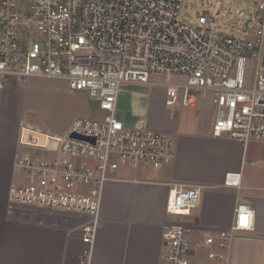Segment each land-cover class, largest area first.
Instances as JSON below:
<instances>
[{"label":"built area","instance_id":"obj_1","mask_svg":"<svg viewBox=\"0 0 264 264\" xmlns=\"http://www.w3.org/2000/svg\"><path fill=\"white\" fill-rule=\"evenodd\" d=\"M181 1L0 0V89L26 77L63 79L108 113L102 120L75 118L59 135L23 122L18 127L14 167L25 182L9 187L8 204L17 216L21 211L37 221L75 215L84 245L77 264H93L109 176L120 168L141 173L170 165L176 155L172 136L145 131V124L129 127L116 115L121 86L162 85L165 106L186 109L197 107L200 91L213 92L214 137L264 140V0L241 37L216 31L208 9L195 24L179 21ZM247 61L257 62L251 87ZM156 75L166 81L151 80ZM234 179L228 175L226 184L238 186ZM201 191L185 184L170 190L157 264H228L232 240L253 230L254 212L239 200L228 229L193 235L185 225L193 226Z\"/></svg>","mask_w":264,"mask_h":264},{"label":"crops","instance_id":"obj_2","mask_svg":"<svg viewBox=\"0 0 264 264\" xmlns=\"http://www.w3.org/2000/svg\"><path fill=\"white\" fill-rule=\"evenodd\" d=\"M129 87L131 115L141 118L148 112L152 89ZM19 88L23 90L22 83L14 81L0 89V264H77L84 245L75 215L37 221L17 216L8 204L21 122L14 104ZM134 104L142 113L135 112ZM175 127L172 122L162 125L163 132L170 134H175ZM174 140L176 155L170 165L141 173L120 168L109 176L102 190L93 264H157L168 221V196L177 184L202 187L200 202L192 211L193 226L200 230L228 229L237 202L249 205L253 230L232 240L228 264H264V143L248 146L193 131L181 132ZM228 175L236 176L238 186L226 184Z\"/></svg>","mask_w":264,"mask_h":264},{"label":"rangeland","instance_id":"obj_3","mask_svg":"<svg viewBox=\"0 0 264 264\" xmlns=\"http://www.w3.org/2000/svg\"><path fill=\"white\" fill-rule=\"evenodd\" d=\"M259 0H182L178 13V20L184 23L195 24L197 18L206 9L210 11L213 28L223 34L241 37L244 35L249 22L250 29L258 17L257 9ZM257 62L247 61L244 67V79L246 87H251ZM151 80L164 83L166 79L162 76H152ZM175 80L176 79H171ZM23 90H18L14 104L20 112L19 122L27 123L47 130L53 135L61 134L70 122L75 118L88 120H102L108 115L100 109L99 101L91 97L88 91H74L69 89V84L63 79L26 77L21 80ZM130 87L121 86L117 100L116 115L129 126L134 127L138 119L144 120L145 131L163 132V122H172L177 129V135L170 134L173 138L184 131H193L203 135L211 134V123L214 120L215 109L213 105V92L200 91L199 104L195 109H186L181 106H165L166 93L162 85L152 87L148 112L141 118L131 115L133 102L129 96ZM0 90V99H1ZM143 106L142 103H139ZM135 112H138L137 104L133 105ZM198 109V115L195 110ZM139 114L142 112H138ZM169 124V123H168ZM252 143H264V140H252ZM43 155V153L40 152ZM53 159L56 155H47ZM71 162L77 164H89V161L75 159ZM161 169V168H160ZM146 172L156 171L153 168L144 169ZM133 171H131L132 173ZM21 173L13 167L11 185L23 184ZM10 185V186H11ZM20 211L18 216H22ZM189 228L201 236L211 233L213 230H200L186 224ZM194 235V233H192ZM82 253V252H81ZM80 253V254H81Z\"/></svg>","mask_w":264,"mask_h":264},{"label":"water","instance_id":"obj_4","mask_svg":"<svg viewBox=\"0 0 264 264\" xmlns=\"http://www.w3.org/2000/svg\"><path fill=\"white\" fill-rule=\"evenodd\" d=\"M247 24H248V23H246L245 26H247ZM195 115H198V110H196ZM143 125H144V122H143L142 120H140V121H138V122L136 123L135 127H136L137 129H141V128L143 127ZM57 146H58L57 142H52V143H51V149H52V150H56V149H57Z\"/></svg>","mask_w":264,"mask_h":264},{"label":"trees","instance_id":"obj_5","mask_svg":"<svg viewBox=\"0 0 264 264\" xmlns=\"http://www.w3.org/2000/svg\"><path fill=\"white\" fill-rule=\"evenodd\" d=\"M263 62H264V53H263Z\"/></svg>","mask_w":264,"mask_h":264}]
</instances>
